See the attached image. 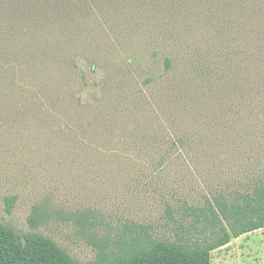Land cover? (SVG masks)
Segmentation results:
<instances>
[{
  "label": "rangeland",
  "instance_id": "rangeland-1",
  "mask_svg": "<svg viewBox=\"0 0 264 264\" xmlns=\"http://www.w3.org/2000/svg\"><path fill=\"white\" fill-rule=\"evenodd\" d=\"M53 2L0 42V225L93 264L95 240L175 241L168 209L264 177V0ZM212 264H264V229Z\"/></svg>",
  "mask_w": 264,
  "mask_h": 264
},
{
  "label": "trees",
  "instance_id": "trees-1",
  "mask_svg": "<svg viewBox=\"0 0 264 264\" xmlns=\"http://www.w3.org/2000/svg\"><path fill=\"white\" fill-rule=\"evenodd\" d=\"M51 1L0 0V32L3 33L0 42L6 44L7 41L10 43L18 39L20 32L13 23H17L18 15L31 14L32 9L42 14V4ZM63 2L54 0L51 8L53 13L58 14L64 10ZM21 3L29 4L23 8L29 10L19 14L17 6ZM166 67L171 68L169 60L166 61ZM261 73L258 76V87L264 88V74ZM185 206L179 209L181 216L186 220L192 219L191 222L176 218L177 212L174 209L167 210V217L173 224L175 241L155 237L151 226L133 224L130 228L132 237L120 240L114 251H111L107 243L95 240L98 251L93 264H212L214 251L243 235L264 229V177L254 179L247 191L224 192L214 189L201 206ZM30 224L32 228L38 225L36 217L31 218ZM192 233H196L198 238L189 241L190 237L186 235ZM0 264L80 263L47 238L35 234L21 238L11 229L0 225Z\"/></svg>",
  "mask_w": 264,
  "mask_h": 264
}]
</instances>
